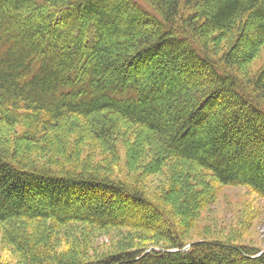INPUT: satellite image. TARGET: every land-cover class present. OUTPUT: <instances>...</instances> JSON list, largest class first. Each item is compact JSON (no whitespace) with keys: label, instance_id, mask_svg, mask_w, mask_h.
Listing matches in <instances>:
<instances>
[{"label":"trees","instance_id":"1","mask_svg":"<svg viewBox=\"0 0 264 264\" xmlns=\"http://www.w3.org/2000/svg\"><path fill=\"white\" fill-rule=\"evenodd\" d=\"M262 47L264 0H0V223L53 216L162 237L147 254L140 246L55 264H264L251 246H239L244 258L226 242L185 238V211L175 209L184 220L176 222L136 184L19 156L22 143L51 146L78 119L110 143L126 121L141 128L142 146L158 141L161 162L190 161L217 183L264 194V67L252 77L243 70ZM168 63L180 71L173 75ZM4 127L19 128L18 140L9 143L14 134ZM198 179L197 203L209 202L207 179ZM81 194L100 199L90 216L70 208L83 205ZM122 196L150 207L157 225L104 201ZM34 255L33 264H50Z\"/></svg>","mask_w":264,"mask_h":264},{"label":"rangeland","instance_id":"2","mask_svg":"<svg viewBox=\"0 0 264 264\" xmlns=\"http://www.w3.org/2000/svg\"><path fill=\"white\" fill-rule=\"evenodd\" d=\"M164 67L173 75L180 71L172 69L169 63ZM263 67L264 47L243 70L252 77ZM77 122L80 125L75 126L69 122L61 126L58 139L51 146L22 143L19 156L31 166L40 165L55 170L73 167L79 172L85 170L86 174L94 173L127 185L136 184L139 189L142 188L144 196L164 202L162 204L172 211L176 222L185 220L186 225L179 232L190 241L226 242L228 246L237 249L241 256L243 254L239 248L244 246L254 247L255 251L264 253V194L244 183H217L190 161L169 159L161 162L156 153L160 149L158 141L152 139L142 146L141 128L131 126L126 121L118 124V133L114 134L112 143L108 139H95L84 121L78 119ZM4 128L3 132L8 131L4 134H14L9 143L18 140L16 137L21 132L19 128ZM202 173L207 179L202 193L207 192L211 197L209 202L197 203L198 196L194 191ZM193 176L194 181H190ZM187 182L188 186H185L183 183ZM81 195L84 196L83 205L72 203L70 208L77 210L81 217L90 216L88 207L100 204V199L93 200L94 196ZM105 200L112 210L120 214L124 213L142 224L149 222L157 225L154 220H148V216L153 215L152 209L139 207L132 198L122 196L119 200ZM175 209L185 211L184 220L181 215H176ZM161 238L153 229L123 223L100 226L76 218L59 223L53 216L44 219H18L13 223H0V263L33 264L36 255L32 254L36 251L45 255L50 264H55L57 258L65 261L77 257L82 259L83 256L95 259L140 246L147 248V254ZM242 257L247 258L249 255ZM46 258L40 259L43 261Z\"/></svg>","mask_w":264,"mask_h":264}]
</instances>
